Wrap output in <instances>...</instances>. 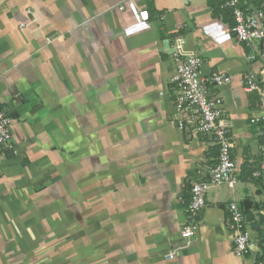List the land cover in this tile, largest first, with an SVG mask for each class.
Segmentation results:
<instances>
[{"label": "crops", "instance_id": "0c3cea01", "mask_svg": "<svg viewBox=\"0 0 264 264\" xmlns=\"http://www.w3.org/2000/svg\"><path fill=\"white\" fill-rule=\"evenodd\" d=\"M216 4L0 0V107L12 119L0 153V264H258L264 180L253 177L261 127L250 120L260 103L244 77L264 79V58L257 43L236 41ZM179 36L204 74L231 78L216 93L237 181L210 189L192 246L169 261L192 184L218 155L209 138L178 127L170 48ZM247 200L255 247L238 258L228 207Z\"/></svg>", "mask_w": 264, "mask_h": 264}, {"label": "built area", "instance_id": "2783aa9c", "mask_svg": "<svg viewBox=\"0 0 264 264\" xmlns=\"http://www.w3.org/2000/svg\"><path fill=\"white\" fill-rule=\"evenodd\" d=\"M190 2L191 0H185ZM219 9L229 13L234 24L232 33L241 44L259 45L260 55L264 58V0H216ZM123 10V8H120ZM224 14L219 18L224 19ZM21 27H25L24 24ZM170 55L175 64L172 84L175 87V109L178 113V127L184 130L191 127L197 134L209 138L218 150L216 164L206 173L200 175L192 184L190 200L185 208L186 220L181 230L182 242L169 253L167 260L172 261L178 252L192 246L197 232V218L206 206L207 194L212 187H235L237 181V164L233 158L234 144L232 127L225 120V105L216 90L231 83V78L222 72L208 75L203 72L202 58L191 48L185 37L179 36L173 41ZM249 60H255L250 56ZM246 93L258 95L260 112L252 117L251 124L261 127L259 169L253 174L256 179L264 178V79L249 73L244 77ZM12 119L0 107V153L11 148ZM228 227L233 236V253L241 258L254 249L253 239L247 227L244 210L236 203L228 207ZM258 264H264V256Z\"/></svg>", "mask_w": 264, "mask_h": 264}, {"label": "trees", "instance_id": "16d2710c", "mask_svg": "<svg viewBox=\"0 0 264 264\" xmlns=\"http://www.w3.org/2000/svg\"><path fill=\"white\" fill-rule=\"evenodd\" d=\"M214 12H215V14L216 15H220L221 13L222 14H224V16L225 17H227V16H230V14L227 12V13H225V12H223V11H221L220 9H219V4H216L215 5V7H214ZM232 26H233V23H232ZM217 150V149H216ZM217 154H218V150H217ZM218 156V155H217ZM252 176V175H251ZM260 181H262V180H264V178L263 179H259ZM243 210H244V212H245V214H246V216L249 214V212L251 211V209L253 208V204H252V202L251 201H244L242 204H241V206H240ZM263 256H264V250H263Z\"/></svg>", "mask_w": 264, "mask_h": 264}]
</instances>
